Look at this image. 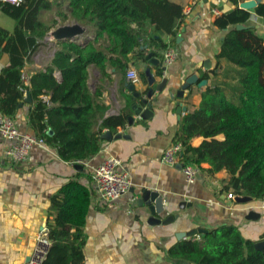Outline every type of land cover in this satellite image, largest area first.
Wrapping results in <instances>:
<instances>
[{
    "label": "trees",
    "instance_id": "16d2710c",
    "mask_svg": "<svg viewBox=\"0 0 264 264\" xmlns=\"http://www.w3.org/2000/svg\"><path fill=\"white\" fill-rule=\"evenodd\" d=\"M230 1L235 7L222 11L213 23L225 30L218 56L238 69L237 78L200 92L198 107L180 118L174 142L182 145L183 164L200 167L208 163L211 173L225 169L229 174L227 191L258 200L264 193V43L253 25L235 27L247 23L251 13L240 8L237 0ZM55 5L53 0H0V11L16 23L12 31L0 26V52L9 57V64L0 72V111L12 116L29 93L33 101L29 121L37 135L53 146L62 160L76 163L100 150L103 128L116 132L117 126L127 123L133 100L127 95L123 111L104 117L107 106L99 91L89 89L88 67L95 65L101 72L112 67L124 77L129 63L136 67L147 63L148 52L161 59L155 50L168 46L161 36H176L184 14L182 6L170 0H68L70 17L93 26L95 37L86 43L57 41L49 65L33 73L27 84L22 74L24 56L57 23L41 19L42 12ZM253 9L264 18V0ZM57 15L61 21L68 17L60 10ZM104 36L108 45L97 46ZM144 70L138 72L143 81ZM156 71L160 75V66ZM218 135L223 138H216ZM194 136L204 139L193 146L190 140ZM90 195L84 183L69 179L52 198L54 217L47 225L50 246L42 264H82V227ZM168 253L196 264H264V247L256 249L254 242L232 225L212 229L198 239H183L169 247Z\"/></svg>",
    "mask_w": 264,
    "mask_h": 264
},
{
    "label": "crops",
    "instance_id": "0c3cea01",
    "mask_svg": "<svg viewBox=\"0 0 264 264\" xmlns=\"http://www.w3.org/2000/svg\"><path fill=\"white\" fill-rule=\"evenodd\" d=\"M170 1L181 5L183 9L190 6V12L184 15L183 25L176 36H161L164 43L177 51L176 58L164 74L157 73L159 65L148 62L139 67L129 63L124 77L112 67L106 68L104 72L95 65L88 67L89 89L92 93L99 91L101 102L107 106L104 117L123 111L127 95L133 98L128 111V116L133 118L132 123L127 121L124 126H117L116 132L102 129V132L109 130L113 135L121 132L126 137L111 140L101 138L100 150L89 159L79 162L83 164V170H78L74 168L73 162L62 160L50 145L34 146L26 160L10 163L3 155L7 143L0 136V264H27L37 231L53 221L52 198L69 179L79 180L91 191L90 205L82 227V264H196L171 257L168 253L169 247L184 239L178 240L176 233L193 228H204L209 232L223 225H232L244 238L254 243L264 239V209L255 207L257 199L252 198L247 202L235 200L239 194L225 188L229 179L225 169L211 173L208 171L209 164L202 163L197 179L187 183L180 168L160 161L165 148L176 139L182 115L198 107L200 92L214 84L234 82L238 71L233 64L218 56L225 30L213 23L216 16L211 11L215 7L221 13L235 7V4L230 0ZM192 1L195 3L191 4ZM237 1L238 6L243 2H251L247 8L251 16L245 25L256 27L264 43V18L257 16L253 9L262 0ZM55 2L58 6L50 10L52 13L44 11L41 15L47 24L57 20L50 30L75 21L70 17L68 0ZM57 10L66 14L67 19L61 21L56 15ZM80 24L85 27V32L78 41L86 43L94 39V27ZM15 25L13 19L6 18L0 11L1 27L12 31ZM56 44L55 40L50 41L45 37L38 39V46L24 56L22 74L25 83H29L33 73L49 65ZM96 45L106 47V36L99 38ZM163 50L157 48L155 51L161 55ZM205 60L209 61L207 67L203 64ZM8 64V54L0 52V72ZM146 66H149L157 82L167 78V84L161 92H154L155 99L150 100L152 114L141 118L131 108L132 103L138 101L133 91L144 95L148 89L147 80L143 81L138 76V80L132 81L127 71L133 69L138 74L139 69ZM54 74L59 78L58 71ZM192 74H197L198 82L189 88L183 98L171 99L169 91L175 92ZM203 74L207 76L201 79ZM130 85H133V89H130ZM23 100L17 104L12 117L19 131L37 135V129L29 121L32 98L30 102ZM176 101L185 107L181 114L177 113ZM141 105L146 107V104ZM100 121L95 129L99 128ZM216 138L222 139L223 136L218 135ZM203 139L202 136H194L190 143L197 146ZM107 156L121 160L122 168L130 175L131 187L119 198L102 205L97 199L92 173ZM144 188L162 195L164 211L159 215L161 218L168 215L176 218L168 224L148 223L149 213L138 204L141 189ZM230 192L235 194L234 198L227 197ZM251 207L259 213V217H246L252 211ZM193 236L197 239L201 237L199 234Z\"/></svg>",
    "mask_w": 264,
    "mask_h": 264
},
{
    "label": "built area",
    "instance_id": "2783aa9c",
    "mask_svg": "<svg viewBox=\"0 0 264 264\" xmlns=\"http://www.w3.org/2000/svg\"><path fill=\"white\" fill-rule=\"evenodd\" d=\"M17 3L19 0H8ZM192 1L191 4H194ZM183 14L187 15L190 12V6L182 9ZM212 13L217 16L220 10L212 8ZM47 40H54L48 32L45 36ZM159 59L161 73L164 74L166 68L174 61L177 56V51L172 46H167ZM127 76L132 80H138V74L135 70L127 71ZM0 136L5 140L7 145L4 148L3 155L10 163H18L26 160L31 149L34 146L47 145L44 138L40 135H33L26 132H21L18 129L12 116L0 111ZM182 145L179 142H173L165 148L160 161L165 165H176L180 162V153ZM187 183H193L200 172V167L195 164H183L180 169ZM92 179L96 189L97 199L102 205L110 203L115 199L125 194L131 187V178L129 173L122 168V162L118 157L107 156L93 170ZM242 196V195H237ZM228 198H234L235 194L230 192ZM259 209H264V193L255 206ZM254 207H251V210ZM48 226H42L36 233L33 250L29 256L27 264H42L48 248L50 240L48 238Z\"/></svg>",
    "mask_w": 264,
    "mask_h": 264
},
{
    "label": "water",
    "instance_id": "95a60500",
    "mask_svg": "<svg viewBox=\"0 0 264 264\" xmlns=\"http://www.w3.org/2000/svg\"><path fill=\"white\" fill-rule=\"evenodd\" d=\"M251 2H243L240 4V8L247 9L251 5ZM248 25L238 23L235 25L236 28L241 29L244 28ZM85 32V27H83L80 23L77 21H73L70 23H65L56 26L54 29L50 30L49 33L53 37V39L57 41H63V40H71V41H78L80 36L83 35ZM145 60L149 64L153 65H159V59L153 56L152 52H148L145 56ZM204 66L207 67L209 66V61L205 60L204 61ZM145 76L148 84V89L144 95H141L139 92L133 91L134 98L138 101L132 103L131 108L133 109V112L135 115H139L141 118H147L152 114L151 111V99L153 98V94L155 91L161 92L166 84H167V78H162L161 81L157 82L155 80L154 75L150 72L149 66L145 67ZM199 77L197 74H192L188 76L185 81L176 89L175 92H172L171 90L169 91V96L171 99L175 98H183L185 94L188 92L189 88L198 82ZM130 89H133V85L129 86ZM155 99V98H153ZM24 102H30L31 101V95L29 93L26 94ZM146 104V107L143 108L141 104ZM22 105V103H20ZM176 110L178 114H181V111L185 110V107L182 106L180 101H176ZM128 123L131 124L133 118L131 116L127 117ZM48 134H52V131L49 129ZM126 134H123L121 132H118L116 134H112L109 130H105L102 132L100 135V138L106 139V140H111L112 138H120V137H126ZM182 152L180 153V156H182ZM183 163L180 161L176 164V167L182 168ZM74 168L78 170H83V164L76 162L74 163ZM235 200L238 202H247L252 200V197L248 195H242V196H236ZM138 204L142 208H144L145 212L149 213V216L147 217V222L150 224H168L170 223L173 219L176 217L173 215H168L165 218H161L159 215L164 211V203H163V197L162 195L154 190L150 189H141L140 197L138 199ZM183 203L180 204L182 206ZM247 218H252L255 219L259 217V213L252 210L250 211L247 216ZM208 232L207 229L204 228H193L188 231H179L176 233V238L178 240L180 239H186L189 238L193 235L199 234L200 236H203ZM254 247L256 249H262L264 247V239L260 241H256L254 243Z\"/></svg>",
    "mask_w": 264,
    "mask_h": 264
},
{
    "label": "rangeland",
    "instance_id": "374dc122",
    "mask_svg": "<svg viewBox=\"0 0 264 264\" xmlns=\"http://www.w3.org/2000/svg\"><path fill=\"white\" fill-rule=\"evenodd\" d=\"M54 1H57V0H54ZM60 1L63 3L65 0H60ZM48 12H49V11H47V12H45V13H48ZM52 12H53V11H50V13H52ZM55 14H56V13H55ZM46 15H48V14H46ZM56 15H57V14H56ZM5 17L8 18V19L10 18V17H8L7 15H5ZM56 21H57V20H56Z\"/></svg>",
    "mask_w": 264,
    "mask_h": 264
}]
</instances>
